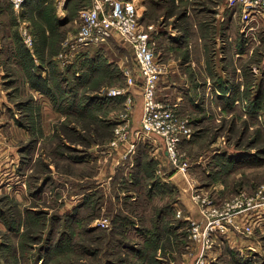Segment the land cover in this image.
Returning a JSON list of instances; mask_svg holds the SVG:
<instances>
[{
  "label": "rangeland",
  "instance_id": "obj_1",
  "mask_svg": "<svg viewBox=\"0 0 264 264\" xmlns=\"http://www.w3.org/2000/svg\"><path fill=\"white\" fill-rule=\"evenodd\" d=\"M141 1L164 62L181 61L188 22L223 49L231 32L234 63L222 50L221 66L233 64L244 91L219 102L211 86L206 105L178 109L157 90L191 129L174 161L159 135L135 134L144 104L123 73L140 78L131 46L117 36L75 46L89 0H25L19 10L0 0V264H195L201 255L264 264V204L223 216L232 198L264 194V21L253 39L225 0ZM226 154L239 162L222 163ZM213 209L222 227L211 218L212 243L202 244L192 223L202 231ZM258 213L251 232L238 227Z\"/></svg>",
  "mask_w": 264,
  "mask_h": 264
},
{
  "label": "built area",
  "instance_id": "obj_2",
  "mask_svg": "<svg viewBox=\"0 0 264 264\" xmlns=\"http://www.w3.org/2000/svg\"><path fill=\"white\" fill-rule=\"evenodd\" d=\"M12 8L19 10L25 0H8ZM228 7L240 9L241 32L244 36H252L255 39L257 24L264 21V0H225ZM140 5L135 0H89V4L83 7L78 14L79 31L76 36V47L88 49L92 46L107 42L111 37L117 36L126 44L131 46L134 61L138 67L139 80L128 68L123 73L129 85L135 83L142 87L143 112L141 117V128L136 131L137 137L157 134L162 138L165 152L170 159L176 160L179 145L183 139L191 136V129L185 119L178 118L173 108L159 103L157 100V87L160 76L165 73L163 65L155 52L152 26L143 25L139 20ZM28 40V39H25ZM1 52V42H0ZM121 89H110L108 94L118 95ZM153 136V135H152ZM264 194L259 192L257 197L260 201L252 203V198H232L226 204V211L223 216L230 218L236 209L247 210L258 204H264ZM200 198V194L194 197ZM204 198L200 200L203 206ZM262 213L248 216L246 225L238 226L244 232H251L255 223L261 218ZM206 224L201 231L198 224L192 223V237L202 244L212 243V232L215 225H212L211 218H217L220 224L218 211L213 209L204 213ZM221 215V214H220ZM215 222V221H214ZM207 246V245H206ZM201 255L195 264H208L210 258ZM214 259V258H213Z\"/></svg>",
  "mask_w": 264,
  "mask_h": 264
},
{
  "label": "crops",
  "instance_id": "obj_3",
  "mask_svg": "<svg viewBox=\"0 0 264 264\" xmlns=\"http://www.w3.org/2000/svg\"><path fill=\"white\" fill-rule=\"evenodd\" d=\"M138 3L143 4L141 0H139ZM235 15L236 10L230 14L232 17H235ZM188 26L189 27L182 35V47L185 48L186 52H183L181 61L172 58L169 59L168 62H164L160 54L157 53L160 62L162 60L164 64L162 62L161 63L166 67L165 73L160 76L157 90L159 91L160 89V91L163 92V95H166L165 97L173 96L172 99L170 98L166 100L172 102L178 109L179 106L185 101L194 104H199L201 102L200 104L206 105L207 102H209V97H207L205 91H207V89L211 86L216 88L214 90L216 98L214 99H217L219 102L224 101L226 103H235V101L238 99L236 95L238 93L241 94L244 89L242 90V85L239 84L236 73L237 71L234 72L235 70H232L233 64H229V68H223L221 66L222 50H225L227 53L226 56H228L229 60L231 59L234 63L233 54L236 51L234 52L233 43H235V41H233L234 37L232 33L229 32L225 36V44H228L229 47H224L223 49L221 40L218 38V36H216V34H214L213 38L210 39L209 37L205 36L203 32H197L200 26L191 25V22H188ZM192 26L196 27V29H193ZM208 43H210L211 46H208ZM209 54L210 57H212L211 60L213 63V68L207 71L205 62L207 63L206 56ZM215 57H217V59ZM1 74L2 71L0 70V76ZM223 113H225V110L222 111V115ZM228 116L229 115L226 117ZM218 117H220V114ZM230 155H224L222 157V163L227 162L232 165V163L239 162L233 158V160L231 159V157H236L235 154ZM180 176L182 181L183 175Z\"/></svg>",
  "mask_w": 264,
  "mask_h": 264
}]
</instances>
